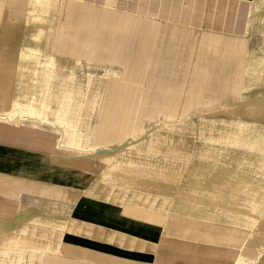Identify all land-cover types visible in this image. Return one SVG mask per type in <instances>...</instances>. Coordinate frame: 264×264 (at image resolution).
Segmentation results:
<instances>
[{"label": "crops", "instance_id": "crops-1", "mask_svg": "<svg viewBox=\"0 0 264 264\" xmlns=\"http://www.w3.org/2000/svg\"><path fill=\"white\" fill-rule=\"evenodd\" d=\"M64 1L70 0H48L44 21L35 26L32 23H23L31 8L32 0H0V51L7 50L17 54L18 47L24 40H28V45L34 46L35 43L30 36L33 32L42 29V37L45 34V38H42L41 56L44 57L48 70L56 69L51 71L55 79H61V75H63L61 71L64 70L82 72L85 66L79 55L95 56L96 46H98L97 54L103 58V61L122 65L127 77L136 79L144 77L143 73L147 71L149 50L152 42L155 41L150 25L125 15H111L105 11L95 14L88 6L74 2L66 4ZM87 1L109 9H125L128 12L139 13L148 19L180 24L182 28L194 30L204 29L199 26L206 19L203 11L206 9L223 10L227 6L229 9L230 3L234 2L241 8L240 14H245V19L239 26H230L229 30L240 32L242 37L249 32L252 36H256L255 33L262 34L264 30L262 18L264 0ZM36 8L42 10L38 6ZM57 14L62 16V25L60 36L56 38L53 20L54 15ZM80 18L91 20L89 22L90 29L94 30L95 25L97 34L88 38L85 36L81 39L82 41L75 36L74 32L76 33ZM7 33H10L8 37ZM205 35L207 34L197 38L202 56L197 61L198 65L192 78L196 87L192 93L194 104H212L221 98L235 97L237 87L241 86L238 78L242 75L247 77L248 74L247 65H243L242 68L239 65L238 55L243 48L240 43L232 38ZM165 39L172 40L175 37L172 32H168ZM67 40L71 42L67 44ZM50 47H52V52H50ZM70 54L73 56L72 64L65 63L63 59H56V55L64 57ZM222 57L225 60H223V64H219L218 60L220 59L218 58L222 59ZM156 61L159 62L158 59ZM49 63L50 66H47ZM86 65L89 66V64ZM226 65H228L227 73L217 74V70L221 66L226 68ZM111 73L114 74L111 69H104V76H109ZM87 77V80L92 78L94 81L93 75L88 74ZM96 80H99L98 76ZM150 82L156 85L160 84L159 80L155 82L153 78ZM250 85H245L242 90L249 88ZM52 87L51 92L57 94L58 81ZM229 105L231 104L221 105L224 113L225 108ZM236 109L237 107L235 114ZM101 110L103 109L101 108ZM85 114L91 118L95 115L92 105L90 109L81 110L80 113L78 126L85 128L83 130L78 127V131L82 134L81 145L86 146L84 148L94 149L98 147L99 143L91 142L105 138L107 130L99 129L98 134L94 137L95 128L90 123L91 118L89 121L84 117ZM243 121L245 120L243 119ZM103 122L104 117L100 115L99 127H105ZM249 123H254V126L257 127L264 126L258 125L256 122ZM47 129L50 133H47ZM65 130L64 125L58 124L52 116L47 117L45 121L36 115H26L19 119H0V264H100L97 260L98 255L96 256L94 252H87L81 247L89 246L99 250L115 249L118 254H124L127 252L126 250L116 248L115 245L106 241L114 232H124L158 243L161 240L162 226H156L139 217L126 214L121 202L115 201L106 194L110 191V187L114 188L115 186L101 181L100 171L105 167L103 163L99 171H89L86 169L84 161L76 163V155L71 156L70 153L67 154L59 150L73 152L80 151V148L83 149L66 143ZM122 135L123 137L120 138L122 140L128 137L134 138L133 131H127ZM158 137H154L149 145L135 151L131 150L133 143L126 146L121 144L122 140H116L118 145L114 148H110L107 144L100 148H106L115 154L124 152L147 158L146 154L153 156L161 154L165 158L168 146L167 151L165 148L160 149V145L156 144ZM222 138L220 144L223 146L226 141L224 136ZM33 139L36 142L41 140L42 146L35 142L32 144ZM24 142L28 144L23 145ZM53 145H55L54 149L60 153L41 150L43 146L51 149ZM171 151L175 153L177 150L173 147ZM142 170L145 173L149 172L144 167ZM138 193L140 192L130 191L127 195L132 197ZM141 194L152 196L154 199L156 195L158 196L156 192L149 195ZM73 221L77 224H90L93 230L91 236L65 231L64 240L76 246H65L61 241L62 232L44 225L65 223L70 225ZM164 239L167 238H163L162 241ZM189 243L193 244V242ZM49 244L54 247H50ZM197 245L199 246L192 247L190 245L192 251L197 254L194 255L193 252L192 256L191 252L188 262L194 259L196 264L220 262V258L216 261L204 259L202 255L204 249L201 247L204 245ZM219 248L223 249V247ZM56 249H58L57 252H55ZM59 251L65 253L61 254ZM152 253L146 249L144 251L133 250L127 254L139 261H152ZM156 253L157 263L170 264L167 260L166 248H159V250L157 248ZM212 253L214 256L221 257L222 261L226 259L225 261L229 264L230 254L227 249L226 251L212 250ZM172 262L177 263L178 261L174 259ZM108 263L116 264V258L112 256L109 262L104 260V264Z\"/></svg>", "mask_w": 264, "mask_h": 264}, {"label": "bare ground", "instance_id": "bare-ground-1", "mask_svg": "<svg viewBox=\"0 0 264 264\" xmlns=\"http://www.w3.org/2000/svg\"><path fill=\"white\" fill-rule=\"evenodd\" d=\"M36 6L42 10L37 9ZM47 6L48 0H32L31 8L23 23H32L35 26L42 24ZM7 34L8 37L10 33ZM42 35V29L33 32L30 37L35 45H28V40L22 41L17 54L7 50L0 51V119H19L26 115H36L45 121L47 117H54L58 124H63L66 128V143L84 149L80 148V151L73 152L59 150L70 153L71 156L77 155L76 163L84 161L87 164L89 161L86 160H92L94 164L90 167L91 171L96 170L98 165L105 164L104 169L100 171V179L105 184L115 186V189L110 187V191L106 194L115 201H120L126 214L139 217L156 226H162L163 233L160 241L163 238L180 237L179 239H182L180 232L184 218L189 220V242L223 247L229 254L231 253L230 256L235 251L236 255L234 257L232 255L233 259L229 264H262L264 262L262 259L264 257V126H254V123L243 121L241 117L236 116L217 128L213 124L207 126L206 133L205 130H200L199 135L204 136L207 145L196 159L205 158V161L193 165L185 172L183 175L185 184L181 183L180 175L173 178L166 173V164L157 166L153 170L155 172L145 173L142 166L137 163L148 159L145 156L140 157L124 152L115 154L113 151L100 147L84 148L86 146L81 145L82 134L78 131L81 110L65 107L67 103L65 95L68 93L63 90V87H66L64 81L58 80L57 94L48 90L50 87L45 92L42 89L48 82L43 79H53L51 71L49 72L45 66L44 57L41 56ZM262 35L264 37V30ZM247 70V78L264 75V47L258 57L249 55ZM263 78L264 76L260 79ZM43 95L47 97L44 99ZM236 107L237 104L227 106L225 113L234 115ZM212 122L215 123V121ZM222 136L226 141L223 146L220 144ZM165 139L170 142L168 151L171 152V149L176 146L174 140ZM227 146L232 149L244 147L254 150L259 156L257 169L262 175L255 176L243 170L240 168L239 161L238 166L230 171L226 162L223 160L219 162L218 156L211 155L213 152H221L219 150ZM83 153L92 158L84 159L79 155ZM195 155L197 156V153ZM101 156L107 158L106 163L100 159ZM226 156L227 154L223 159H226ZM210 157H213V160ZM157 190H159L158 193ZM130 191L140 193L129 197L127 193ZM155 192L158 194L155 199L141 194L149 195ZM44 225L60 230L61 241L65 246L75 245L64 240L65 231L75 234L84 233L87 236L93 233L90 224H77L74 221L70 225L66 223ZM171 225L175 227L173 231H171ZM198 226H200L199 230ZM230 228L246 236L241 244L233 246L232 249L229 248V243L223 245L226 242L224 236ZM210 231H212L211 234ZM244 231H248V234ZM106 241L127 252L118 254L115 249L99 250L89 246L80 247L98 255L97 260L100 264H104V260L109 262L112 256L116 258V264H160L155 260L154 262L139 261L127 254L133 250L146 249L156 252L158 242L144 240L124 232H114ZM49 246L54 247L50 244ZM59 253L65 252L59 251Z\"/></svg>", "mask_w": 264, "mask_h": 264}, {"label": "rangeland", "instance_id": "rangeland-1", "mask_svg": "<svg viewBox=\"0 0 264 264\" xmlns=\"http://www.w3.org/2000/svg\"><path fill=\"white\" fill-rule=\"evenodd\" d=\"M64 2L66 4L68 2H74L76 4L88 6L95 14L99 11H105L111 15H125L129 18L137 19L150 25L153 30L151 33L154 34L155 37V41L152 42L153 44L149 50L147 71L143 73V78H129L122 65L114 62H104L103 58L97 54L98 46L94 49L97 54H95V56L89 54L79 55L85 66L82 72L77 70L61 71L63 75H61L62 78L60 80H63L66 86L63 87V90L68 93L65 95V99L67 100L65 107L67 109H80L83 111L84 109H90L92 105L95 109V115L91 118L88 114H85L84 117L89 119V121L91 118L90 123H92L95 128L94 137L98 134L99 129L107 130L105 138L99 141L97 139V141L93 140L91 143H99L98 147H105L104 144H107L110 148H114L118 145L116 140H122L120 138L123 137V133L133 131L134 138L128 137L122 140L121 143L126 146L129 143H133L131 147L132 151L149 145L150 141L157 136L159 137L156 140V144L160 145V149L165 148L166 150L170 142L165 138H171L176 145L175 149L177 151L175 153L172 151L169 153L168 151L165 153V156H167L165 158L161 154H154L153 156L145 153L148 155V159L137 163L144 167L146 171H149L148 173L155 172L153 170L157 166L166 164V173L173 178H177V176L179 177L180 175L182 178L180 179L181 183L185 184L186 180L183 178L185 172L191 169L193 165L205 161V158L196 159L200 155V152L206 149L207 145L204 141V136L199 135L200 130L203 129L206 133L207 126L213 124L215 128H217L223 121L229 120L231 117L235 118V115L241 117L245 121L264 125V78L260 80L264 75L259 78H247L245 75H242L238 78L241 86L237 87V95L235 94V97L221 98L214 101L215 103L212 104L193 103L194 97L192 93L196 87L192 78L194 70L198 65L197 61L202 56V51L197 40L199 36L207 34L205 36H221L235 39L243 46L241 53L238 55L241 68L243 65H247L249 55L252 54L254 57H258L261 49L264 47V37L261 33H255L256 36H252L251 32H249L242 37L240 32L228 29L232 25L235 27L244 22L245 14H240L239 11L241 8L239 5L236 6L237 3H230L231 7L229 9L228 6L224 7L223 10L216 9L213 11V9H206L203 11L206 19L204 23L201 22L199 25L204 29L194 30L182 28L180 24L158 22L148 19L139 13L128 12L125 9L105 8L87 0H70ZM263 17L264 15L262 18ZM61 19L62 16L60 14L54 15L53 27L56 38L60 36L61 33ZM90 21L81 18L80 22L78 21L79 26L76 28V33L74 32V34L79 37L80 40L83 37L85 38V36L88 38L97 34L95 25L94 30L90 29ZM168 32H172L175 39L166 40L165 36ZM42 38H45V34ZM68 42L70 43L71 41L67 40V44ZM50 52H52V47H50ZM57 58L63 59V61L68 64L73 63V56L71 54L64 57L56 55V59ZM223 58L224 57H222V59L218 58L220 60L217 59L220 61L219 64H223L222 62L225 60ZM157 59L159 62L156 61ZM86 64H89V66ZM47 66H50V63ZM225 67L226 68L221 66V68L217 70V74H226L228 65ZM105 68L111 69L114 74L111 73L109 76H104ZM54 70L56 69H50L49 72ZM88 74L93 75L94 81L92 78L87 80ZM97 76L99 80H96ZM150 77H152L155 82L159 80L160 84L156 85L151 83L150 81L152 78ZM43 80L48 81L44 86L45 88H42L45 92L48 87H50L48 90H51L53 88L52 86L59 79L48 78ZM40 83L43 84L42 82ZM249 84L251 85L247 90H242L245 85ZM43 96L44 99L47 97L46 95ZM234 103L237 104L236 114L229 115L223 112L221 108L222 104ZM101 108L103 110H101ZM199 111L203 113L199 114ZM141 112L143 113L141 114ZM100 115L104 117L103 123L105 127H99ZM212 121H215V123ZM78 127L83 130L85 129L81 126ZM48 132L50 133L47 129V133ZM34 142L42 146L40 144L42 142L41 140L36 142L35 139H33L32 144H34ZM22 144L27 145L28 143L24 142ZM217 146L220 147L219 145ZM48 148L49 147L43 146L41 150L48 152L57 151V153H60L58 150L54 149L55 145H53L51 149ZM219 151L221 152H213L211 155H214V157L218 156L217 160L219 162H222V160L226 162L230 171H233V168L238 166L237 163L239 161L241 162L240 168L243 170L255 176L262 175L259 169H257L259 156H257L254 150L247 148L232 149L227 146ZM196 153L197 156L195 155ZM226 154V159H223ZM79 155L84 159L89 157V155L85 153ZM100 159L105 163L107 161L105 156H101ZM210 159L213 160V157H210ZM86 161L89 162L85 164V167L87 170L91 171L92 168L90 167H92L94 163L92 160ZM100 166L98 165V168L95 169L99 171ZM182 221L183 226L180 232L182 239H179L180 237L164 239L162 242L158 243V250L159 248H166L167 260H169L170 264H196L195 259L189 262L188 259L191 257V252L192 256L193 252L194 255L197 254L195 251H192L191 246L196 247L198 245L196 243H189V220L183 218ZM173 229H175V227L171 225V231H173ZM199 229L200 226H198V230ZM230 230L227 231L224 236L226 242H224L223 245L229 243V248L231 247L232 249L233 246L236 247V245L241 244L246 236L242 233L239 234L235 229L232 231V228H230ZM209 233L211 234L212 231ZM244 233L248 234V231H244ZM203 249L202 255L204 259L207 258L216 261L220 258V262L214 263L228 264V262L225 261L226 259L222 261L221 257L218 255L214 256L212 253V250L226 251L225 248L221 249L219 247L205 245ZM152 255V261L154 262L155 260L156 262L157 253L155 254V252H153ZM232 255L234 257L236 252H232ZM232 255L230 256V262H232L233 259ZM174 259L178 262H172ZM262 259H264V257ZM262 264H264V262Z\"/></svg>", "mask_w": 264, "mask_h": 264}]
</instances>
